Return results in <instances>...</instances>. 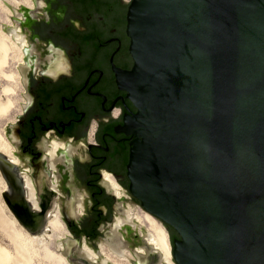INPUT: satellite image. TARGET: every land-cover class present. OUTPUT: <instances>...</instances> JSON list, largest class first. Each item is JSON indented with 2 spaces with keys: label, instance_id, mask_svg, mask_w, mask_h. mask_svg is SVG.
Returning <instances> with one entry per match:
<instances>
[{
  "label": "water",
  "instance_id": "95a60500",
  "mask_svg": "<svg viewBox=\"0 0 264 264\" xmlns=\"http://www.w3.org/2000/svg\"><path fill=\"white\" fill-rule=\"evenodd\" d=\"M126 20L131 195L175 264H264V0H131Z\"/></svg>",
  "mask_w": 264,
  "mask_h": 264
},
{
  "label": "flooded vegetation",
  "instance_id": "af4514ba",
  "mask_svg": "<svg viewBox=\"0 0 264 264\" xmlns=\"http://www.w3.org/2000/svg\"><path fill=\"white\" fill-rule=\"evenodd\" d=\"M30 1L32 9H18L13 30L30 45L21 67L22 107L6 139L15 161L3 159L14 214L35 235L49 232L57 216L68 235L71 253L62 245L61 255L69 264H113L101 251L112 240H120L112 255L128 264H166L135 219L133 213L146 214L129 191L134 137L124 123L137 110L117 77L133 66L127 0ZM164 227L171 252L178 237ZM84 246L95 260L84 258Z\"/></svg>",
  "mask_w": 264,
  "mask_h": 264
},
{
  "label": "bare ground",
  "instance_id": "6f19581e",
  "mask_svg": "<svg viewBox=\"0 0 264 264\" xmlns=\"http://www.w3.org/2000/svg\"><path fill=\"white\" fill-rule=\"evenodd\" d=\"M9 1L14 5L22 3L24 6L29 8H31L32 6V3L29 2L28 0H9ZM1 34H0V77H2L4 81L12 83L11 89L7 88L4 89L3 91L6 94L12 95L16 91V88L13 86V84L18 85L19 80H21V73L19 72L21 70V66L24 64L23 57L25 50L23 48L24 51H22V47L24 46L25 41L19 36L15 38L14 41L12 40V42H10L8 46H6L4 40L10 38L9 36L4 37V35ZM9 58L15 65L19 66V68H17L19 70L18 73L17 72L6 73L7 71L4 74L1 73L2 69L9 64L8 63ZM11 109H13V103L11 102H6L3 105H1L0 119L2 120L4 119V117H8L12 111ZM6 119L9 120L11 118L8 117ZM12 152L13 149L9 144V142L6 140L3 131L1 130L0 153L15 161V159L12 157ZM0 185L3 191H5L4 189H6V185L1 179H0ZM1 207H2L1 209L2 211L0 212V237L2 238V240L6 241L7 245L5 246L0 245V264H69L67 259L63 255H61L60 252L62 250V245H63V252L65 254L71 253L70 245L67 243L66 240L68 235L65 232L63 226L60 224L57 216L50 219L48 225L46 226L47 230L48 229L50 230L49 232L45 231L41 234L33 235L23 230L21 226H19L16 223L13 217L9 215L6 207L3 204ZM133 214L135 219L140 224L146 226L147 230L149 231V239H148L149 242L152 244V246H154L158 250V252L161 254V257L166 262V264H173L170 261L171 259L170 246L168 245L166 235L161 229V227H159V225H157V223L146 213H145L146 215H141L139 213H133ZM114 242L116 241L112 240L111 242H108V244H105L106 245L105 247L104 246L101 247L102 253L104 255L103 256L104 259L113 264H128L126 261L117 259V257L112 255L118 252V245L120 244V240L118 241L119 244L117 245H116L117 242L116 243ZM80 254L81 253H79V255ZM82 255H84V258L87 257L90 260L91 259L95 260L96 258V255L93 254L86 246H84ZM138 264H142L141 261H138Z\"/></svg>",
  "mask_w": 264,
  "mask_h": 264
},
{
  "label": "rangeland",
  "instance_id": "374dc122",
  "mask_svg": "<svg viewBox=\"0 0 264 264\" xmlns=\"http://www.w3.org/2000/svg\"><path fill=\"white\" fill-rule=\"evenodd\" d=\"M28 1L31 2L30 0H28ZM130 2L131 1H127L126 3L129 4ZM22 5H23L22 3L14 5L9 0H0V34L2 33L1 35H4V37H8L9 36V38H10V39H6L5 38L6 40H4V42L6 43V46H8V44L10 42H12V40L14 41L15 38L19 37V35H20V37L22 35L21 33H13L14 32L13 30H16L18 28V26H17L15 21L18 20L17 18H20V16L17 15V12H18V9L22 8ZM32 6H31V8H29V7H27V8L32 9ZM27 47L29 48L30 45H27L26 43H24V46L22 47V51H24L23 48L25 49ZM33 54H38L37 50H34ZM9 60H10V58H9ZM9 60H8V63H9L8 65L9 66L6 65L7 67L5 66V68L2 69L1 73L4 74L6 71H7L6 73H8V72H10V73L17 72L18 73L19 70L17 68H19V66L15 65L11 60L10 61ZM19 73H21V76H22V71L21 70H20ZM11 86H12V83L4 81L3 78L0 77V106L3 105L6 102L13 103V109H11L12 111H11V113L8 116L11 119H9V120L6 119L8 117H4V119H2V120L0 119L1 120L0 121V131L1 130L3 131L5 138H7V136L11 134L10 131H9V128L12 126V124L14 123L16 117L19 114L20 108L22 107V99H23V87H22L21 80H19V84L18 85H14L13 84V86L16 88V91L12 95L6 94V93L3 92L4 89H7V88L11 89L12 88ZM2 93L5 94V95H3ZM14 99H16V100H14ZM10 120H12V121H10ZM3 159H4V155L0 153V175L2 173L3 176L5 177V175H4L5 166L3 164V162H4ZM0 179H1V177H0ZM3 192L4 191H3V189L1 188V185H0V212L2 211L1 210L2 209L1 206L3 204V202H2L3 201ZM8 213H9V211H8ZM9 215H11V214L9 213ZM0 245L1 246L7 245L6 241L2 240L1 237H0ZM101 251H102V249H101ZM91 260H93V259H91Z\"/></svg>",
  "mask_w": 264,
  "mask_h": 264
},
{
  "label": "built area",
  "instance_id": "2783aa9c",
  "mask_svg": "<svg viewBox=\"0 0 264 264\" xmlns=\"http://www.w3.org/2000/svg\"><path fill=\"white\" fill-rule=\"evenodd\" d=\"M127 1H131V0H127Z\"/></svg>",
  "mask_w": 264,
  "mask_h": 264
}]
</instances>
